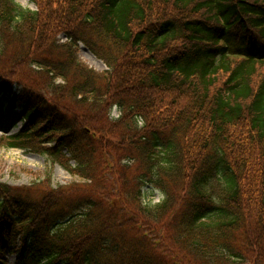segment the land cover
Instances as JSON below:
<instances>
[{"label":"trees","instance_id":"1","mask_svg":"<svg viewBox=\"0 0 264 264\" xmlns=\"http://www.w3.org/2000/svg\"><path fill=\"white\" fill-rule=\"evenodd\" d=\"M30 1L0 0L8 145L85 184L0 181V264H264V0Z\"/></svg>","mask_w":264,"mask_h":264},{"label":"rangeland","instance_id":"2","mask_svg":"<svg viewBox=\"0 0 264 264\" xmlns=\"http://www.w3.org/2000/svg\"><path fill=\"white\" fill-rule=\"evenodd\" d=\"M24 7L35 9L36 5L29 0H15ZM83 45H80L78 54L79 56L90 66L99 71H104L106 66L101 61H96V57L91 55V52ZM96 58V59H95ZM99 60V59H98ZM14 88V92H15ZM5 96V95H4ZM3 94L0 93V181L9 183L12 186H29V191L33 194L39 195L38 186H32L37 184L38 181L44 180L47 174L51 175V183L56 186L61 185H76L83 186L85 182L79 177L70 174L66 169L57 163L50 164L45 155L30 151L25 148L12 147L8 145L7 137L10 133L16 132L22 125L20 117L17 115L18 110L12 107L10 102H7ZM6 97V96H5ZM118 110L113 109L111 114L116 116ZM51 168V170H48ZM37 188V189H36ZM159 194L153 196V201H156ZM18 240L13 239L10 247L16 246ZM7 264H14L16 253L4 249Z\"/></svg>","mask_w":264,"mask_h":264},{"label":"bare ground","instance_id":"3","mask_svg":"<svg viewBox=\"0 0 264 264\" xmlns=\"http://www.w3.org/2000/svg\"><path fill=\"white\" fill-rule=\"evenodd\" d=\"M95 59H96V58H95ZM96 61L100 63V61H99V60H97V59H96Z\"/></svg>","mask_w":264,"mask_h":264}]
</instances>
